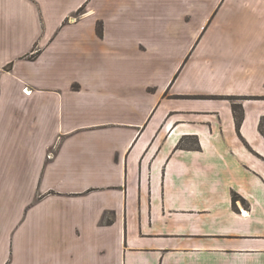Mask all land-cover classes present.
<instances>
[{
  "label": "crops",
  "instance_id": "1",
  "mask_svg": "<svg viewBox=\"0 0 264 264\" xmlns=\"http://www.w3.org/2000/svg\"><path fill=\"white\" fill-rule=\"evenodd\" d=\"M86 2L0 0V264H264V0Z\"/></svg>",
  "mask_w": 264,
  "mask_h": 264
},
{
  "label": "rangeland",
  "instance_id": "2",
  "mask_svg": "<svg viewBox=\"0 0 264 264\" xmlns=\"http://www.w3.org/2000/svg\"><path fill=\"white\" fill-rule=\"evenodd\" d=\"M125 1H126V5H124L125 7L124 6L117 7V6H115V5H117L115 3H113L112 5H114V4L115 5L113 7H111V5L109 4L107 6L108 7L107 10L105 11V12H107L106 15L103 13L97 12V11L95 12V11L90 10L91 5L89 2H86L82 6L78 7L76 10L65 14L62 21H60L57 18V15L54 14L52 17V19H53L52 22H54V24H56L55 22L60 21V23H58V25H57L58 26L57 27L58 32L60 30H62V28H64L65 25H69L74 21L94 22L95 30L97 31V33L100 36H103L104 31H105V23H106V21L109 20V17H110L109 21H111V24H113V23H117V21H125L128 19H132V16L137 17L135 15H138V13L132 12L135 10L141 9L142 11H144L143 13L148 12V14H149L151 12V9L148 7L153 6L158 2V0H125ZM161 4L162 5L170 4V0H162ZM136 6H140L141 8H139V9L133 8ZM152 13H155V15L157 16V14L159 12L155 11ZM161 13L165 16V19H170L176 14L178 17L181 18V16L183 15V13L182 14L181 13H170V12H168V10H165V12H161ZM23 16H24V14H23ZM184 18L188 21L194 20L193 15H190V14L185 15ZM31 23L32 24L35 23L34 17L31 18ZM32 28H35V26H32ZM58 32H56V34ZM43 34L46 35L45 29H43V31L41 33V35L44 37ZM43 50H44V46L39 44V42L37 41L35 43V45L33 46L32 51L29 52V54L27 56L30 59H35L36 57H39V55L43 52ZM191 53H192V50H190L188 52V54L186 55L185 59L183 60L182 66L180 67V69L176 75L180 74L181 70L183 69V66L186 65V63L189 61V59L191 57ZM166 58H168V56H166ZM11 65L12 64L8 65L7 67H9ZM175 77H177V76H175ZM73 87L78 88V84L77 83L73 84Z\"/></svg>",
  "mask_w": 264,
  "mask_h": 264
},
{
  "label": "trees",
  "instance_id": "3",
  "mask_svg": "<svg viewBox=\"0 0 264 264\" xmlns=\"http://www.w3.org/2000/svg\"><path fill=\"white\" fill-rule=\"evenodd\" d=\"M9 67H11V66H9ZM240 111H241V110H240L239 106H238V105H235V112H236V117H237V122H238V124H240V122H241V120H242V114H241ZM261 126H264L263 121H262V123H261ZM263 131H264V129H263ZM184 141H185V140H182V141L180 142L179 146H183L184 143H185Z\"/></svg>",
  "mask_w": 264,
  "mask_h": 264
}]
</instances>
